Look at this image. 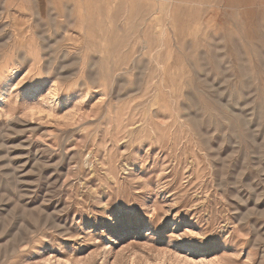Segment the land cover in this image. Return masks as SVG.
<instances>
[{"label": "rangeland", "instance_id": "374dc122", "mask_svg": "<svg viewBox=\"0 0 264 264\" xmlns=\"http://www.w3.org/2000/svg\"><path fill=\"white\" fill-rule=\"evenodd\" d=\"M0 264H264V0H0Z\"/></svg>", "mask_w": 264, "mask_h": 264}]
</instances>
